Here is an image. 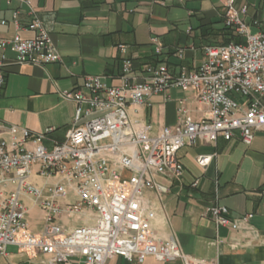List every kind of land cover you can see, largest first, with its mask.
Segmentation results:
<instances>
[{
    "label": "built area",
    "instance_id": "1",
    "mask_svg": "<svg viewBox=\"0 0 264 264\" xmlns=\"http://www.w3.org/2000/svg\"><path fill=\"white\" fill-rule=\"evenodd\" d=\"M247 13L235 0L225 1L226 25L239 41L205 46V57L194 68L174 71L166 63L149 64L144 77L133 79V61L125 57L119 86L108 84L105 75L84 77L81 85L62 93L75 102L74 123L52 149L44 144L51 129L0 123V257L15 245L31 258L41 257V264H66L71 258L112 264L116 257L143 263L147 256L160 262L218 264L181 247L168 221L169 186L159 179L183 177L178 152L185 146L237 136L250 146L255 134L264 132V32L250 31ZM14 19L18 23L17 13ZM27 29L35 36L0 38V93L8 65L61 61L38 17ZM152 42L160 51L159 38ZM120 48L126 52V46ZM171 88L192 92L209 107L208 114L193 116L182 98L173 125L155 127L130 116V106L141 107L150 96ZM212 157L199 155L197 162L206 167ZM35 177L54 182L39 186ZM23 195L42 212L39 233L30 229ZM64 216L87 222L67 228L61 223ZM202 216L232 230L249 225V216L231 218L229 208L219 204L207 207Z\"/></svg>",
    "mask_w": 264,
    "mask_h": 264
},
{
    "label": "crops",
    "instance_id": "2",
    "mask_svg": "<svg viewBox=\"0 0 264 264\" xmlns=\"http://www.w3.org/2000/svg\"><path fill=\"white\" fill-rule=\"evenodd\" d=\"M226 0H0V38L16 33L25 39L35 36L27 26L38 17L49 32L61 61L48 65L10 64L0 93V123L17 124L33 131L51 129L44 144L52 149L66 138L73 126L75 102L63 97L66 90L81 85L88 75H105L108 84L119 86L122 61L134 64L133 79L144 77L149 64L166 63L174 71L194 68L204 59V47L239 41L226 25ZM246 6L250 31L264 32V0H235ZM14 13H17L16 23ZM5 20L6 23L2 24ZM256 21V23H255ZM158 37L160 51L152 42ZM126 46L123 52L120 46ZM183 51V56H179ZM1 55V51H0ZM12 57V53H8ZM87 93V91H85ZM185 98L193 116H206L209 107L199 103L192 92L171 88L146 99L141 107L130 106V116H138L155 127L173 125L177 101ZM213 155L206 167L199 155ZM185 166L180 180L159 179L169 186L166 195L170 227L181 247L195 257L218 264H264V132L245 145L239 136L231 141L203 140L178 152ZM39 186L54 179L35 177ZM30 229L39 233L43 219L32 199L23 195ZM229 208L230 217L249 216V225L239 230L217 227L202 212L212 205ZM87 222L82 217L64 216L61 223L75 227ZM15 245L7 248L0 264H41ZM66 264H82L71 258ZM112 264H181L179 260L160 262L147 256L143 263L116 257Z\"/></svg>",
    "mask_w": 264,
    "mask_h": 264
}]
</instances>
